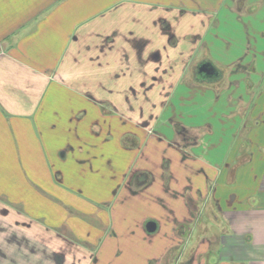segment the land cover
Returning a JSON list of instances; mask_svg holds the SVG:
<instances>
[{"label":"crops","instance_id":"0c3cea01","mask_svg":"<svg viewBox=\"0 0 264 264\" xmlns=\"http://www.w3.org/2000/svg\"><path fill=\"white\" fill-rule=\"evenodd\" d=\"M262 6L0 0V264H264Z\"/></svg>","mask_w":264,"mask_h":264},{"label":"rangeland","instance_id":"374dc122","mask_svg":"<svg viewBox=\"0 0 264 264\" xmlns=\"http://www.w3.org/2000/svg\"><path fill=\"white\" fill-rule=\"evenodd\" d=\"M259 1L263 2L262 8L260 10H257V12L255 11L254 16H248L250 18L242 20L241 24L236 22L231 16L225 15L223 10L221 15H219L222 20L225 19L223 20L225 23L224 25L222 24L220 31L227 33L230 39L233 40V42L236 43L235 45H237L238 47L243 45V43L246 46L244 35L246 34V28H251V32L248 31L252 38L250 46L254 49L264 50V38L255 36V33L259 35L264 34V0ZM256 40L257 43H255ZM248 59H250V57H248ZM244 160V158H239L240 163H243Z\"/></svg>","mask_w":264,"mask_h":264},{"label":"flooded vegetation","instance_id":"af4514ba","mask_svg":"<svg viewBox=\"0 0 264 264\" xmlns=\"http://www.w3.org/2000/svg\"><path fill=\"white\" fill-rule=\"evenodd\" d=\"M209 67L208 69H205V67ZM198 77L200 80H208L211 79V64L206 62L204 64H202L199 68V74ZM0 233H4L2 230H0ZM15 240V238H13ZM0 257H2V259H5V256L2 254H0Z\"/></svg>","mask_w":264,"mask_h":264},{"label":"water","instance_id":"95a60500","mask_svg":"<svg viewBox=\"0 0 264 264\" xmlns=\"http://www.w3.org/2000/svg\"><path fill=\"white\" fill-rule=\"evenodd\" d=\"M209 67H205V69H208ZM215 75V70L211 67V77ZM157 229V225L154 222H150L149 224H147L146 230L148 233H154Z\"/></svg>","mask_w":264,"mask_h":264}]
</instances>
